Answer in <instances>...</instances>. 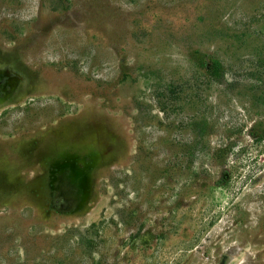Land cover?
<instances>
[{"label": "rangeland", "instance_id": "obj_1", "mask_svg": "<svg viewBox=\"0 0 264 264\" xmlns=\"http://www.w3.org/2000/svg\"><path fill=\"white\" fill-rule=\"evenodd\" d=\"M241 252L264 264V0H0V264Z\"/></svg>", "mask_w": 264, "mask_h": 264}, {"label": "clouds", "instance_id": "obj_2", "mask_svg": "<svg viewBox=\"0 0 264 264\" xmlns=\"http://www.w3.org/2000/svg\"><path fill=\"white\" fill-rule=\"evenodd\" d=\"M232 264H245L244 253L241 252L238 256L233 257Z\"/></svg>", "mask_w": 264, "mask_h": 264}, {"label": "trees", "instance_id": "obj_3", "mask_svg": "<svg viewBox=\"0 0 264 264\" xmlns=\"http://www.w3.org/2000/svg\"><path fill=\"white\" fill-rule=\"evenodd\" d=\"M210 74L213 75V76H216L214 69H211V73Z\"/></svg>", "mask_w": 264, "mask_h": 264}]
</instances>
